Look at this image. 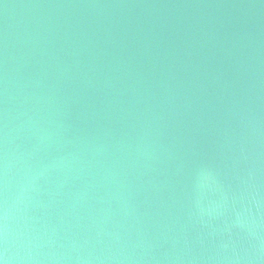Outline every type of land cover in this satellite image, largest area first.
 <instances>
[{
    "label": "water",
    "instance_id": "1",
    "mask_svg": "<svg viewBox=\"0 0 264 264\" xmlns=\"http://www.w3.org/2000/svg\"><path fill=\"white\" fill-rule=\"evenodd\" d=\"M264 0H0V257L264 264Z\"/></svg>",
    "mask_w": 264,
    "mask_h": 264
},
{
    "label": "clouds",
    "instance_id": "2",
    "mask_svg": "<svg viewBox=\"0 0 264 264\" xmlns=\"http://www.w3.org/2000/svg\"><path fill=\"white\" fill-rule=\"evenodd\" d=\"M252 204L256 208V215L253 216L251 207H241L240 211L236 213L237 217L239 218L241 215H246L247 220L251 226L260 228L264 227V212H262V204L260 199L253 196ZM3 264H8V260L5 257Z\"/></svg>",
    "mask_w": 264,
    "mask_h": 264
},
{
    "label": "snow or ice",
    "instance_id": "3",
    "mask_svg": "<svg viewBox=\"0 0 264 264\" xmlns=\"http://www.w3.org/2000/svg\"><path fill=\"white\" fill-rule=\"evenodd\" d=\"M4 258L0 257V264H3Z\"/></svg>",
    "mask_w": 264,
    "mask_h": 264
}]
</instances>
